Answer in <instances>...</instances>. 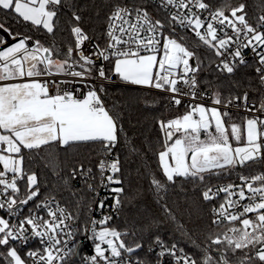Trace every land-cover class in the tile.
Here are the masks:
<instances>
[{
    "label": "snow or ice",
    "instance_id": "obj_1",
    "mask_svg": "<svg viewBox=\"0 0 264 264\" xmlns=\"http://www.w3.org/2000/svg\"><path fill=\"white\" fill-rule=\"evenodd\" d=\"M100 7L106 9L103 44L83 27L74 0H0V12L29 29L28 34L14 32L0 22L5 34L0 35V264H67L76 255L81 231L90 233L86 238L94 250L86 264H148L133 259L145 244L155 252L157 264H164L165 257L172 264H264V172L239 171L264 163V120L229 124V113L223 110L237 102L247 106V91L225 98L218 89L214 106L190 103L182 114L158 121L164 142L158 152L161 175L149 179L156 205L151 222L113 226L112 214L100 219L91 214L92 205L118 213L134 198L126 195L123 163L115 151L124 130L103 99L109 73L167 93L173 106L185 97L195 101L202 96L199 76L204 66L186 43L185 34L191 33L196 45L213 54L218 78L230 79L241 65L247 66L244 51L250 49L264 87V7L254 19L246 2L233 0H101ZM62 15H68L64 23L71 38L65 45L54 39L62 29ZM32 33L53 39L44 42ZM86 43L91 51L85 50ZM247 110L264 113V99ZM87 145H99L95 171L91 162L86 166L81 160L63 176V169L53 167L57 181L76 198L75 210L55 196L40 200V181L26 152L39 155L52 147L68 151ZM124 147L129 155L137 154L126 136ZM234 171L239 183H209L211 177ZM78 177L84 182L82 195L71 185ZM188 183L198 193L193 201L197 209L210 205L207 230L196 220L187 228L179 214H196L192 205L182 208L170 199L178 185L183 191ZM99 189L110 195L98 200ZM30 202L34 208L23 215L21 208ZM154 224L176 227L165 240L158 229L152 231ZM31 239H38L40 247L22 255L19 245Z\"/></svg>",
    "mask_w": 264,
    "mask_h": 264
},
{
    "label": "trees",
    "instance_id": "obj_2",
    "mask_svg": "<svg viewBox=\"0 0 264 264\" xmlns=\"http://www.w3.org/2000/svg\"><path fill=\"white\" fill-rule=\"evenodd\" d=\"M80 9L83 17V27L90 35H95L99 38L101 44L103 40V30L105 27V12L106 9L100 7L101 0H74ZM219 4L220 0H215ZM246 2L248 5L247 11L254 19L255 15L260 14L261 8L264 7V0H233V3ZM99 13V16L97 15ZM70 15V13L68 14ZM68 15L61 16V31L56 33L55 42L57 44L65 45L71 38L67 31V25L64 23ZM0 22H4L6 26L12 28L14 32H23L28 34L29 29L21 24L15 22V18L7 16L6 13L0 12ZM181 33L185 30L181 29ZM44 42L51 41L53 37L46 34L32 33ZM1 35V34H0ZM186 43L196 49L197 54L203 61L204 70L200 73L201 87L205 90L214 93L220 89L223 96L228 98L230 95H238L247 91L255 100L260 99L264 95V87L260 85L258 75L255 73V62L251 61L245 65H241L230 79L218 78V74L214 70L213 54L202 46L194 43V36L191 33H186ZM111 82L103 84L106 92L103 94L104 103L110 112L119 117V123L123 127L121 133V145L115 150L120 154L121 161L124 168V187L127 197H134L131 202L125 201V205L120 211V217L116 219L113 226L125 225V221L141 220L151 222L156 213V205L154 204V197L149 190V179L155 174L160 176L158 168V152L163 150L162 145L164 136L161 132L158 121L167 120L182 114L183 107L173 106L169 103L168 94L157 89H149L143 86L131 85L118 79L112 73ZM209 82L211 85L209 86ZM233 82H238L237 87ZM230 119L228 123L241 124L248 118L247 115L240 113L229 114ZM130 138L136 148L137 154L129 155L128 150L124 147V138ZM236 145L235 141L232 142ZM99 145L80 146L65 151L63 148L52 147L51 149H43L39 155L35 153H27L30 158V170L35 171L38 175L41 191L43 196H55L64 204L67 203L69 208L75 210V197L62 187V181H57L53 174V167L61 171V176L65 175L70 165L76 160H81L86 166L91 165L95 171L96 155ZM51 152V155H49ZM51 161V165L49 164ZM264 170V163H258L251 168L240 169L245 175H254ZM238 173L234 171L231 175L222 174L220 176L211 177L209 183L216 186L223 182H230L237 180ZM73 191L78 195H82L84 184L77 183L75 180L71 181ZM23 191V189H22ZM194 193V186L191 183L185 185L182 191L179 185L171 194L170 199L179 203L182 208L187 204H191L190 211L194 214L189 215V211H183L179 214V219L189 229L193 228V220L202 225L204 230H207L209 224L208 208L210 205L204 203L200 209H197L193 201H197L198 193ZM90 198V197H89ZM94 206V205H92ZM87 215V213H85ZM141 225L137 224V229ZM175 224H154L152 231L159 230L160 235L168 240L175 229ZM123 230V228L121 229ZM219 230V229H217ZM199 231V230H196ZM178 235V233L176 234ZM145 238H150V233H144ZM181 246H184L183 242ZM148 245L145 244L142 250L146 251ZM191 249V245H187L186 250ZM24 252L22 251V254ZM67 264H84L80 259L72 256Z\"/></svg>",
    "mask_w": 264,
    "mask_h": 264
},
{
    "label": "built area",
    "instance_id": "obj_3",
    "mask_svg": "<svg viewBox=\"0 0 264 264\" xmlns=\"http://www.w3.org/2000/svg\"><path fill=\"white\" fill-rule=\"evenodd\" d=\"M0 34L1 35H5L3 32H0ZM93 42H95V41H93ZM85 50L86 51H91L92 50L91 46H90V43H86L85 44ZM244 56H245V59L247 60L248 63L251 62V61H253V62L256 61V57L254 56V54L251 52L250 49L244 51ZM111 81H112L111 79L103 81V84L109 83ZM95 83L97 85H99L101 82L99 80H97V81H95ZM200 90H201L202 96L199 97L197 100L193 101L190 97H185L184 98L183 103L181 104V106L183 107L182 113L186 111L187 106L190 103H203L206 107L214 106L213 105V100H214L213 93L211 91L203 89L202 87H201ZM159 91H161V90H159ZM262 99H264V95L260 99L255 100L249 94V100H248L247 106H245V104L242 103V102H237V103H234L232 105H229L227 108H225L223 110L227 111L229 114H231V113H240V114H243V115L252 116L254 118L258 117L259 119L264 120V113L259 112V111H255V110H253V111H248L247 110L248 108H251L254 104L258 107L260 105ZM262 172H264V170ZM75 181L77 183L84 184L83 180H81L79 177ZM228 183H239V180L237 179L235 181L223 182V183H220V184L216 185L215 187L223 186V185H226ZM99 192H100V195L97 198L98 200L99 199H103L106 195H110L104 189H99ZM223 195L224 194L222 193L221 196H223ZM45 197H48V196H43V194H42L39 199L43 200ZM56 199L58 201H60L61 204H64L60 199H58V198H56ZM219 202H220L219 200L216 201V203H219ZM107 203L111 204V200L109 199L107 201ZM31 208H34V204L32 202H30L28 206H25V207L21 208L20 211H21V213L23 215H27L28 212H29V209H31ZM92 208H93V212L91 214L96 219H100L102 217V215H105V214H112L113 217H114L113 222H112V224H113L116 221V219H118L120 217V212H118V213L113 212L110 208H104V209L101 210V209L96 208L95 205L92 206ZM0 214L4 215L3 210H0ZM40 214L44 215L45 213L43 211H41ZM80 227L83 228V223L82 222L80 223ZM88 235H90V233H84L82 231L80 233H78V240L80 241L79 246L81 244L83 245L81 253H80V256H79V259L82 260L84 262V264H86L87 258L94 254L93 244H92V242L90 240H88L86 238ZM79 246L76 249V253H77V250H78ZM19 247L23 249V252H26V251H28L30 249H35V248L40 247V243H39L38 239H31V240L27 241L25 244L19 245ZM74 256L76 258V255H74ZM136 258L145 260V261L148 262V264H157V257H156L155 252H150L148 249L146 251H138V256L137 257H133V259H136ZM164 264H172V258L171 257H165L164 258Z\"/></svg>",
    "mask_w": 264,
    "mask_h": 264
},
{
    "label": "water",
    "instance_id": "obj_4",
    "mask_svg": "<svg viewBox=\"0 0 264 264\" xmlns=\"http://www.w3.org/2000/svg\"><path fill=\"white\" fill-rule=\"evenodd\" d=\"M82 247L83 245L81 244L77 250V253H76V259H79V256H80V253H81V250H82Z\"/></svg>",
    "mask_w": 264,
    "mask_h": 264
},
{
    "label": "rangeland",
    "instance_id": "obj_5",
    "mask_svg": "<svg viewBox=\"0 0 264 264\" xmlns=\"http://www.w3.org/2000/svg\"><path fill=\"white\" fill-rule=\"evenodd\" d=\"M182 111H183V110H182ZM248 118H254V117H252V116H248ZM248 118H247V119H248ZM234 146H236V145H234ZM0 215H1V214H0ZM21 254H22V253H21ZM22 255H23V254H22Z\"/></svg>",
    "mask_w": 264,
    "mask_h": 264
}]
</instances>
